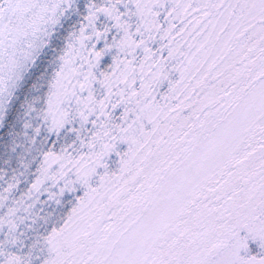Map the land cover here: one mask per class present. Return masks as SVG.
Listing matches in <instances>:
<instances>
[{"label":"snow or ice","instance_id":"obj_1","mask_svg":"<svg viewBox=\"0 0 264 264\" xmlns=\"http://www.w3.org/2000/svg\"><path fill=\"white\" fill-rule=\"evenodd\" d=\"M0 264H264V0H0Z\"/></svg>","mask_w":264,"mask_h":264}]
</instances>
